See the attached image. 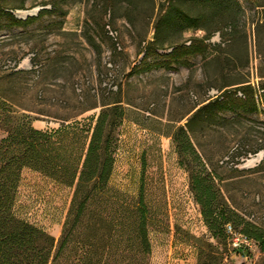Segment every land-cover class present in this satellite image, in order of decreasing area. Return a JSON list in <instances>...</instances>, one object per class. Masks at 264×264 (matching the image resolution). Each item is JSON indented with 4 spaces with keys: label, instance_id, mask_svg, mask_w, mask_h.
<instances>
[{
    "label": "rangeland",
    "instance_id": "374dc122",
    "mask_svg": "<svg viewBox=\"0 0 264 264\" xmlns=\"http://www.w3.org/2000/svg\"><path fill=\"white\" fill-rule=\"evenodd\" d=\"M240 1L244 11L238 21L224 26V36L213 32L207 51L173 70L132 75L145 45L154 39L166 0H0V105L36 117L35 127L57 128L64 118L70 122L97 114L100 107L89 108L93 102L121 91L127 114L118 130L110 178L115 191L108 208L114 222L126 221L124 205L135 204L143 188L151 252L142 264H264L256 242L240 254L228 239L213 237L172 138L175 127L186 122V117L180 120L182 114L211 96L244 92L247 85L259 97L264 93V5ZM188 5L191 13L202 11L198 4ZM41 8L54 12L26 27L11 25L2 13L25 19ZM19 10L29 13L20 15ZM212 27L177 26L161 39L166 45L189 43ZM258 105L252 114L223 111L224 120L197 127L192 138L207 151L222 149L212 162L216 187L235 213L264 230V149L251 152L264 143L260 98ZM19 191L20 213L57 241L73 188L26 168ZM231 215L240 230L241 218ZM130 247L135 251L126 244L124 251Z\"/></svg>",
    "mask_w": 264,
    "mask_h": 264
},
{
    "label": "trees",
    "instance_id": "16d2710c",
    "mask_svg": "<svg viewBox=\"0 0 264 264\" xmlns=\"http://www.w3.org/2000/svg\"><path fill=\"white\" fill-rule=\"evenodd\" d=\"M191 2L202 11L191 13L185 6ZM256 6L264 5L253 0ZM189 6V5H188ZM244 11L240 0H166L155 24L154 39L143 49L141 61L131 74L186 65L188 57L208 50L209 36L224 26L235 25ZM53 9L41 8L37 15L18 19L11 11L3 10L11 25L26 27ZM204 37H191L190 42H168L162 35L183 28H207ZM160 52V50H166ZM242 91L225 90L187 109L172 132L173 142L180 163L189 172L190 189L200 205L204 220L213 237L219 242L228 239L226 225L231 224L252 238L264 252V230L243 219L227 204L215 184L213 160L222 149L205 150L193 141L197 131L207 129L224 120L223 111L252 114L259 111V98L251 85ZM113 96L101 97L91 107H100L95 115L83 119H62L57 128H37L36 117L0 105V264H142L151 252L148 235L147 206L143 188L135 204H125L126 221L114 220L108 205L115 191L110 186L116 150L118 130L126 119L121 91ZM125 102V100H124ZM139 107V106H138ZM88 108L83 109V111ZM209 130V129H208ZM264 149L258 145L252 153ZM196 162L197 167L192 164ZM213 166V167H212ZM36 170L58 184L73 188L70 207L59 239L24 217L19 210V194L22 171ZM241 218L240 230L233 225L232 215ZM124 216V214H123ZM134 246L135 251L125 250ZM247 254L245 249L236 250Z\"/></svg>",
    "mask_w": 264,
    "mask_h": 264
},
{
    "label": "built area",
    "instance_id": "2783aa9c",
    "mask_svg": "<svg viewBox=\"0 0 264 264\" xmlns=\"http://www.w3.org/2000/svg\"><path fill=\"white\" fill-rule=\"evenodd\" d=\"M109 28V27H108ZM109 35L115 38L113 31L108 29ZM226 232L228 233V240L234 250L250 249L254 244V240L247 235L236 231L231 224L226 225Z\"/></svg>",
    "mask_w": 264,
    "mask_h": 264
},
{
    "label": "bare ground",
    "instance_id": "6f19581e",
    "mask_svg": "<svg viewBox=\"0 0 264 264\" xmlns=\"http://www.w3.org/2000/svg\"><path fill=\"white\" fill-rule=\"evenodd\" d=\"M17 13L20 15H25V14L27 15L29 12L19 10L17 11Z\"/></svg>",
    "mask_w": 264,
    "mask_h": 264
},
{
    "label": "water",
    "instance_id": "95a60500",
    "mask_svg": "<svg viewBox=\"0 0 264 264\" xmlns=\"http://www.w3.org/2000/svg\"><path fill=\"white\" fill-rule=\"evenodd\" d=\"M37 10H39V9H37Z\"/></svg>",
    "mask_w": 264,
    "mask_h": 264
},
{
    "label": "crops",
    "instance_id": "0c3cea01",
    "mask_svg": "<svg viewBox=\"0 0 264 264\" xmlns=\"http://www.w3.org/2000/svg\"><path fill=\"white\" fill-rule=\"evenodd\" d=\"M38 128V127H37Z\"/></svg>",
    "mask_w": 264,
    "mask_h": 264
}]
</instances>
